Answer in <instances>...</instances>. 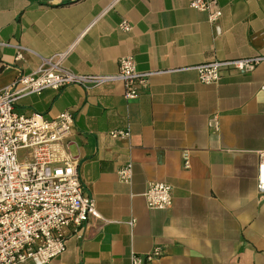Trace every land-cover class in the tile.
Returning <instances> with one entry per match:
<instances>
[{
  "label": "crops",
  "instance_id": "0c3cea01",
  "mask_svg": "<svg viewBox=\"0 0 264 264\" xmlns=\"http://www.w3.org/2000/svg\"><path fill=\"white\" fill-rule=\"evenodd\" d=\"M190 1L0 0V42L7 43L0 44V88L66 49L61 64L74 73H115L125 54L138 71H159L133 99L122 83L108 82L15 100L20 113L71 112L69 149L82 194L99 215L79 229L69 225L64 251L46 264H129L131 251L155 246L162 253L146 264H264V194L256 188L264 61L252 71L222 66L213 84L191 68L264 52V0H216L219 33ZM122 19L129 31L118 27ZM16 45L28 49L20 59ZM214 115L218 129L209 122ZM126 128L128 138L109 135ZM128 162L132 177L124 182L116 171ZM151 181L171 186L170 207L146 205Z\"/></svg>",
  "mask_w": 264,
  "mask_h": 264
},
{
  "label": "built area",
  "instance_id": "2783aa9c",
  "mask_svg": "<svg viewBox=\"0 0 264 264\" xmlns=\"http://www.w3.org/2000/svg\"><path fill=\"white\" fill-rule=\"evenodd\" d=\"M190 7L207 11L208 21L216 32V20L221 9L216 0H191ZM118 27L129 31L130 23L122 19ZM0 44H7L0 42ZM15 59L28 50L16 45ZM69 49L40 58L29 73H21L0 88V264H46L65 249V231L69 225L80 228L88 216L98 217L93 199L82 194L76 170L77 156L71 153L69 139L73 126L70 111L63 110L46 118L39 113H20L15 110L17 98L28 93L39 94L44 89H59L68 84L92 87L108 82H120L124 97H138L149 77L157 72L138 71L131 54L118 58V69L111 74H80L62 66ZM264 61V52L246 57L212 60L192 66L200 82L213 84L220 78V68L229 66L237 71H252ZM264 91V80L261 83ZM210 125L218 129L214 115ZM112 138H128L129 129L109 131ZM26 149L20 160L18 151ZM188 167V155H183ZM117 178L129 182L130 162L116 171ZM256 188L264 194V151L258 152ZM146 205L166 209L172 204L171 186L163 181H151L143 192ZM135 219L128 223L133 225ZM158 246L144 254L131 251L129 264H146L161 255Z\"/></svg>",
  "mask_w": 264,
  "mask_h": 264
},
{
  "label": "rangeland",
  "instance_id": "374dc122",
  "mask_svg": "<svg viewBox=\"0 0 264 264\" xmlns=\"http://www.w3.org/2000/svg\"><path fill=\"white\" fill-rule=\"evenodd\" d=\"M26 154V149H20L18 151V157L20 160H23L24 159V155Z\"/></svg>",
  "mask_w": 264,
  "mask_h": 264
}]
</instances>
